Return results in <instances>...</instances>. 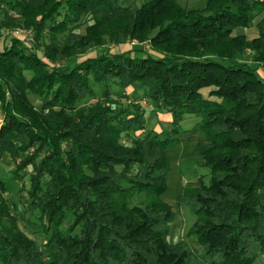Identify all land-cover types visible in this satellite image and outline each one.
<instances>
[{
	"label": "trees",
	"instance_id": "trees-1",
	"mask_svg": "<svg viewBox=\"0 0 264 264\" xmlns=\"http://www.w3.org/2000/svg\"><path fill=\"white\" fill-rule=\"evenodd\" d=\"M260 16L256 38L234 34ZM23 29L25 40L9 36L0 51V163L7 157L18 181L30 172L21 190L47 254L19 228L0 178V264H254L264 255V0L196 9L179 0H0V38ZM135 85L145 90L136 99L171 115L159 132L139 102L121 104ZM192 116L205 137L194 167L207 179L180 201L200 260L188 242L167 240L176 215L161 199L168 149Z\"/></svg>",
	"mask_w": 264,
	"mask_h": 264
},
{
	"label": "rangeland",
	"instance_id": "rangeland-1",
	"mask_svg": "<svg viewBox=\"0 0 264 264\" xmlns=\"http://www.w3.org/2000/svg\"><path fill=\"white\" fill-rule=\"evenodd\" d=\"M131 5L139 6L142 2L141 0H129ZM258 18L254 20V23L258 22ZM237 31V30H236ZM235 31V33H237ZM17 32V33H16ZM13 32V34H4L0 38V51L3 50L4 46L9 44L11 40H9V36H14L16 39L25 40L27 38L25 29L17 30ZM80 33L84 32L82 28L79 30ZM249 36L250 34L247 33ZM136 41L128 42L125 46H106L100 49H95L88 52L84 56L77 57L71 60L70 65H75L80 63L82 60L87 58L97 57L101 54H114L120 53L137 45ZM244 60L250 62L253 67L257 66V62L260 60V56H253L248 53L244 56ZM62 65V64H59ZM258 74L263 76L260 69H258ZM131 92L125 93L126 95H122L120 97L122 102L121 104L126 106L128 104H133L136 101L139 102L142 110L146 111V123L148 128H154L156 124V112L153 110V107L149 105L147 101H143V99H136L139 96H142L141 88H135ZM130 88V87H129ZM140 90V91H139ZM116 92V91H115ZM140 94V95H139ZM206 94V93H204ZM112 97L116 99V94L112 92ZM118 99V98H117ZM30 102L35 106H39V101L33 99L29 96ZM136 100V101H135ZM0 118H2V113L0 111ZM196 117H191L188 119L187 123L183 125L184 129L188 131L186 136L182 138L176 145L171 146L168 149V173L166 176V192L161 196V199L164 203H166L172 211L175 213V219L170 224V231L167 237V240L171 244H176L182 240L188 242V250L195 256L196 259L200 260L202 258V252L199 250L198 245L195 241L194 237H188L187 231L192 225L194 221V217L190 214L189 210L184 207L180 201L181 193L184 188H190L197 186L198 176H202L205 181L207 179L206 171H202L196 169L194 167L195 160L192 158V151L196 144H198L203 138L204 134L201 130L196 126L195 130L192 128L193 122L197 121ZM14 171V164L6 157L0 163V178L5 182L7 186V192L4 194V198L7 199L10 204L12 210L19 214V228L26 233L29 238L33 239L37 246L40 247L41 251L44 255L47 254L43 245L46 242V237L39 234L29 221L32 210L27 206L26 203V193L22 189V184H25L28 187V175L30 172L22 171L21 174H26L24 180L18 181L12 179ZM145 196H135L130 200V206L138 205L141 200H143ZM254 264H264V255H260Z\"/></svg>",
	"mask_w": 264,
	"mask_h": 264
},
{
	"label": "crops",
	"instance_id": "crops-1",
	"mask_svg": "<svg viewBox=\"0 0 264 264\" xmlns=\"http://www.w3.org/2000/svg\"><path fill=\"white\" fill-rule=\"evenodd\" d=\"M252 1H255V0H252ZM141 2H142V0H141ZM179 3L181 5H183V6H185L186 8H189V9H196V8H200V7L203 6V0H179ZM257 18L259 19L258 22H256V23L253 22V25H252L251 28H249V29L238 28L237 31L235 30L237 33L234 32V34L235 35H243L249 40L253 39V38H256L257 34H258L256 25L262 23V17L260 16V17H257ZM247 33H249L250 36ZM135 88H140V86L139 85H135ZM132 89H134V88L133 87L128 88V92L129 91L131 92ZM141 91H142V94H144L145 90L143 88H141ZM205 91H206L205 93H208V90H205ZM125 93H127V90H126ZM156 119H157V121H156L157 125L153 129L155 131L159 132L161 125H165V124H167V123H169L171 121V115L169 113H166V112H156ZM187 121L188 120H186L184 122V124H186ZM183 125H182V129H183L184 133L180 136L179 141H181L182 138L184 136H186V133H188V131L184 129ZM193 126L194 127L192 129L195 130V127H196L195 122H193ZM204 141H205V137L199 143H203Z\"/></svg>",
	"mask_w": 264,
	"mask_h": 264
},
{
	"label": "built area",
	"instance_id": "built-area-1",
	"mask_svg": "<svg viewBox=\"0 0 264 264\" xmlns=\"http://www.w3.org/2000/svg\"><path fill=\"white\" fill-rule=\"evenodd\" d=\"M17 33V32H16ZM2 124V118H0V125Z\"/></svg>",
	"mask_w": 264,
	"mask_h": 264
}]
</instances>
